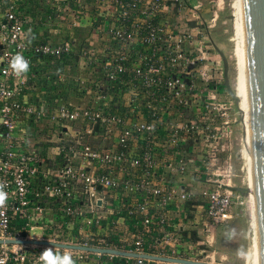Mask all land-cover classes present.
Returning <instances> with one entry per match:
<instances>
[{
  "label": "built area",
  "instance_id": "built-area-1",
  "mask_svg": "<svg viewBox=\"0 0 264 264\" xmlns=\"http://www.w3.org/2000/svg\"><path fill=\"white\" fill-rule=\"evenodd\" d=\"M203 10L202 0H0L5 264H40L48 248L75 264H175L146 255L226 262L207 252L215 227L243 215L237 206L247 207L249 227L252 216L250 194L234 191L237 126L250 191L249 148L244 112L225 90L208 33L216 14L205 24ZM40 27L47 39H33ZM84 29L76 51L79 39L64 33ZM17 53L29 61L19 77L9 68ZM73 54L56 83L63 87L70 71L76 98L88 101L83 107L57 93L51 100L55 85L41 84L35 70Z\"/></svg>",
  "mask_w": 264,
  "mask_h": 264
},
{
  "label": "water",
  "instance_id": "water-1",
  "mask_svg": "<svg viewBox=\"0 0 264 264\" xmlns=\"http://www.w3.org/2000/svg\"><path fill=\"white\" fill-rule=\"evenodd\" d=\"M242 31V62L247 105V136L251 190L234 188V191L247 197L252 195L255 223V243L258 264H264V0H239ZM223 63V84L228 96L237 104L238 98L228 80V62L218 51ZM7 243L33 244L89 253L111 254L135 257V254L109 249H96L82 246L41 241H7ZM175 264H223L163 257L142 256ZM224 264H234L226 262Z\"/></svg>",
  "mask_w": 264,
  "mask_h": 264
},
{
  "label": "rangeland",
  "instance_id": "rangeland-1",
  "mask_svg": "<svg viewBox=\"0 0 264 264\" xmlns=\"http://www.w3.org/2000/svg\"><path fill=\"white\" fill-rule=\"evenodd\" d=\"M204 2V10L202 12V18L206 24V22L210 23V20L216 14V22L215 26L209 29V37L212 43L213 48L218 52L220 51L225 59L228 62V80L232 87L235 88L236 95L241 92V84H240V56H239V42H238V21L236 15V0H202ZM70 36H74L77 39H81L84 34H80L78 31H74L70 33L67 31L64 33V37L69 38ZM80 42H82L80 40ZM44 64V63H43ZM73 65L70 62L69 66ZM223 65V63H222ZM44 67L43 65H41ZM55 65L50 64L47 66L46 71H42L40 75H38V79H42L48 85H55V87H60L62 85H58L57 78L58 73H56ZM68 66V65H67ZM38 68V67H36ZM41 68H38L40 70ZM72 72L74 70L71 68ZM73 74V73H72ZM71 72L69 71V77ZM72 76V75H71ZM64 89L57 88L55 91H51L48 95L52 100L54 94L67 95L68 97L71 95L72 97H76L75 91L73 90V86L71 84H67L66 82L69 80L68 76H62ZM37 79V81H38ZM70 81V80H69ZM35 91V90H34ZM36 92V91H35ZM56 92V93H55ZM78 94V93H77ZM33 100V98L31 99ZM241 131L237 126L235 130L236 137V151L234 154V178L233 183L238 188H245V171H241L242 163L237 155L239 149V138ZM246 206H237L235 208L236 213L242 211L243 215H238V217L234 218L232 221L225 225H219L215 227L213 232L214 234V245L212 248L207 249V252L215 251L217 253L216 256H224L226 257V262H233L234 264H244L243 261H237L235 257V250L238 246L243 245L248 250L250 249L251 244V225L249 227V219L246 214ZM252 224V223H251ZM235 228L238 234H244L243 238L238 235L235 240L232 242H228L225 240L224 236L227 231ZM200 232V231H199ZM225 262V263H226Z\"/></svg>",
  "mask_w": 264,
  "mask_h": 264
},
{
  "label": "clouds",
  "instance_id": "clouds-1",
  "mask_svg": "<svg viewBox=\"0 0 264 264\" xmlns=\"http://www.w3.org/2000/svg\"><path fill=\"white\" fill-rule=\"evenodd\" d=\"M9 68L15 76H22L29 71V61H27L21 53L14 55L10 62ZM6 185L0 183V209L6 207L8 199V193L5 191ZM240 235L242 238L244 234H238L235 228L230 229L225 233V240L232 242ZM52 243L51 241H49ZM235 257L237 261H243L244 264H257V259L253 254L243 245H240L235 250ZM40 264H75L72 256L65 253H58L53 251L52 248L44 250L39 256ZM0 264H5L3 260H0Z\"/></svg>",
  "mask_w": 264,
  "mask_h": 264
},
{
  "label": "bare ground",
  "instance_id": "bare-ground-1",
  "mask_svg": "<svg viewBox=\"0 0 264 264\" xmlns=\"http://www.w3.org/2000/svg\"><path fill=\"white\" fill-rule=\"evenodd\" d=\"M236 15H237V21H238V42H239V56H240V84H241V92L236 95L238 98V102L240 104L241 110L244 112L243 115L245 117V120L247 118V105H246V94H245V84H244V70H243V62H242V31H241V16H240V6H239V0H236ZM246 132H247V123H246ZM247 135V133H246ZM248 139V136H247ZM247 149V148H246ZM248 159H247V177H248V183L250 184L251 189V179H250V165H249V149H248ZM252 202V195H249ZM251 229H254L255 233V223H254V215H253V202H252V216H251ZM251 232V231H250ZM251 244L249 251L253 254V256L257 259L258 264V258H257V250H256V243H255V234L250 237Z\"/></svg>",
  "mask_w": 264,
  "mask_h": 264
},
{
  "label": "crops",
  "instance_id": "crops-1",
  "mask_svg": "<svg viewBox=\"0 0 264 264\" xmlns=\"http://www.w3.org/2000/svg\"><path fill=\"white\" fill-rule=\"evenodd\" d=\"M79 33L80 34H84V36H82V37H86L88 35V29L81 30V31H79ZM32 36H33V39H36V40H44V39H47V37H48L47 33L43 32V29L41 27L40 28H36L35 30H33L32 31ZM62 72L65 74L64 70H62ZM68 79L70 80V77H68ZM68 81L66 82L67 84H69ZM34 90L36 91V88L34 89V87H33V88H31L30 90L27 91L28 96L30 97V100L32 98L34 99V97H36V94L38 92V91L35 92ZM51 91H54V89H52V88L49 89L48 93H50ZM63 97L65 98L66 102H69V103L74 104V105H80L82 107L88 105V101L87 100H81V99L76 98V97L74 98L71 95L68 97L65 94H64Z\"/></svg>",
  "mask_w": 264,
  "mask_h": 264
},
{
  "label": "trees",
  "instance_id": "trees-1",
  "mask_svg": "<svg viewBox=\"0 0 264 264\" xmlns=\"http://www.w3.org/2000/svg\"><path fill=\"white\" fill-rule=\"evenodd\" d=\"M82 42H83V37L80 39ZM80 40H79V44H78V47L75 49L76 51L78 50V48H79V46H81L82 45V42H80ZM75 57H76V55H71L69 58H64L63 60H59V61H54L52 64L53 65H55L54 66V68L56 69V73H58V72H62V70H64V67L65 66H67V65H69L70 64V62H72V64H74L75 63ZM46 62V61H45ZM48 63H49V61H47ZM70 66H72V65H70ZM38 68H41L40 70H38ZM38 68H35V70H36V72L38 73V75L40 74V73H42V71H46V69H47V67H41V66H38ZM42 70V71H41ZM42 83H44V84H47V83H45L44 81H42V79H41V84ZM54 88V87H53ZM57 88H60V89H64V88H61V87H55L54 88V91H55V89H57ZM64 96V95H63Z\"/></svg>",
  "mask_w": 264,
  "mask_h": 264
}]
</instances>
